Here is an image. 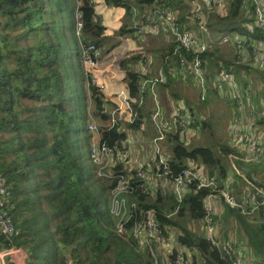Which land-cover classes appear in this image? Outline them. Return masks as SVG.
Listing matches in <instances>:
<instances>
[{
	"label": "trees",
	"instance_id": "16d2710c",
	"mask_svg": "<svg viewBox=\"0 0 264 264\" xmlns=\"http://www.w3.org/2000/svg\"><path fill=\"white\" fill-rule=\"evenodd\" d=\"M106 2L124 10L115 33L122 38H142L132 28L133 6L143 10L162 4L156 0ZM225 3L223 12L214 3L207 7L210 32L214 36L242 35L253 43L264 42L260 28L248 30V25L256 21L254 4L246 0ZM261 3L264 6V0ZM163 4L179 11L181 28L191 29L190 0H166ZM77 12L81 13L82 21L79 36ZM193 26L197 28V24ZM105 29L91 0H0V175L12 189L10 213L15 224L13 234H0V244L28 250L33 264H152L149 248L141 246L131 230L148 209H154L162 232L176 237L177 247L169 255L168 264H174L178 253L190 258L191 264H233L234 255L225 256L200 227L211 191L205 187L199 189L196 179L189 180L188 190L179 202L171 185L164 190L153 188L137 176L136 169L121 163L117 169L126 174L130 184L125 196L136 207L126 223L127 231L124 234L117 231L116 218L104 203H110L111 190L118 180L98 175L89 154L91 132L88 129L91 113L101 121H110L115 103L92 82V76L81 64L83 46L90 40L100 39L96 46L101 50L108 39ZM30 36L35 43L30 44ZM22 40L27 43L23 44ZM157 55L156 69L141 53L124 58L120 66L125 70L130 95L137 99L142 75L134 68L136 64L148 61L152 74L161 68L175 70L176 76L161 84L169 88L170 100L164 101L167 110L170 101L175 104L179 97H184L177 84L175 88L178 80L174 79H182L180 60L190 61L193 53L168 36ZM202 56L210 72L209 79L215 78L222 64L232 67L236 74L245 69L234 63L236 56L225 57L218 46L209 48ZM134 106L137 108V103ZM137 110L138 119L126 128L123 120L113 127L108 123L99 126L102 142L114 147L121 145L120 141L126 140L130 131L141 132L142 120H148L152 110L148 95L145 104ZM197 120L192 128L206 134L209 122L201 116ZM189 135L188 131H175L167 136L171 175L182 174L190 162H195L205 167L208 175L220 184L229 176L241 180L231 170L228 160L229 154L237 153L230 142L216 143L205 138L193 144L188 140ZM237 166L249 182L264 188V180L256 178L257 170L243 162ZM244 167H249L248 171ZM153 173L160 174L156 168ZM143 184L149 186L148 192L143 191ZM176 208L177 212L171 215ZM263 212L262 208L261 216ZM261 216L249 218L228 203L215 215L223 241L230 239L228 227L233 222L242 240L236 244L245 247L242 257L247 264H264Z\"/></svg>",
	"mask_w": 264,
	"mask_h": 264
},
{
	"label": "built area",
	"instance_id": "2783aa9c",
	"mask_svg": "<svg viewBox=\"0 0 264 264\" xmlns=\"http://www.w3.org/2000/svg\"><path fill=\"white\" fill-rule=\"evenodd\" d=\"M156 1L162 4L155 8L153 6L143 8V10L134 6L131 8L132 28L142 37L152 36L157 34L160 29H164L171 37L172 42H177L181 47L193 53L190 61L187 58L180 60V70L184 80L188 74L192 75L199 88L200 101H205L208 93L213 90L216 94L226 95L237 106L231 121L233 125L229 129L230 141H228L237 150V153L228 156L233 168L238 172V162L264 164V96L256 97L259 91L256 81L251 78L250 72H244L239 74L245 80L242 82L235 70L225 64H222L215 78L209 79L210 72L202 56L213 46H218L220 49L227 46L237 53V63L249 66L252 70L264 74V42L253 43L249 41L250 38L242 35L214 36L210 32L207 26L206 6L214 3L217 10L223 12L226 11L225 0H190L191 10L189 13L193 15L191 29L181 28L179 11L164 5L166 0ZM246 2L254 4L253 14L256 18L254 25H248V30L253 32L255 27H258L264 33V6L261 0H246ZM76 18V33L79 36L82 27L80 12L76 13ZM193 24H197V28ZM100 54L101 51L96 44L84 45L82 54L84 65L89 69L97 66ZM140 73L142 75V79L139 81L140 98H133L127 85L119 90L116 93L117 102L112 111L109 125L113 127L117 121L123 120L124 128H126L127 124L135 122L138 119L137 108L145 104V98L148 95L152 100V110L148 121L153 129V135L142 128L141 132L132 130L126 140L120 141L121 145L116 144L114 147H110L102 142L99 126L94 122L88 124V129L91 132L90 158L96 165L98 175L109 180H118L117 185L110 193V211L116 218L117 231L120 234L127 231L126 223L131 218L132 209L136 207L135 203L129 202L125 196L130 184L126 174L117 169L121 163H124L126 167L136 169L137 176L150 183L153 188L164 190L171 185L179 202L183 200L188 190L189 180L196 179L199 189L205 187L211 191L205 202L206 215L200 223L206 238L215 244L225 256L234 255L233 264H247L242 257L244 247L238 248L232 239L222 240L221 226L215 218L217 211L214 199L220 197L223 203L239 208L243 214L253 218L261 216L260 210L264 209V188L256 186L248 180L244 186V193L239 195L235 193L232 176L227 177L223 184H220L215 177L208 175L205 167L199 166L195 162H190L182 174L171 175L167 136L175 131H188L194 135L195 130L192 125L198 122L197 119L200 116L197 117L196 114L191 113L180 101L175 103L171 111L167 113L166 107L161 102L158 87L175 77V70L165 71L161 68L152 74L150 67L144 66ZM245 75L246 77L243 78ZM92 82L97 83V80L92 78ZM135 103H137V108L134 106ZM143 125L144 120H142L141 126ZM188 140H190L189 137ZM130 144L140 151L142 156L140 162H136L133 158L129 148ZM122 145L124 146L122 147ZM154 168L160 173L159 175L152 174ZM142 189L144 192H148L149 186L143 184ZM11 204L12 189L6 179L0 175V234L4 236L13 234L15 231L14 220L10 213ZM177 210L176 208L171 215H174ZM261 220L264 223V212ZM131 233L141 246L149 248L153 256L152 264L169 263V255L177 247L176 237L162 232L154 209H148L143 214L142 220L134 224ZM235 248H238L237 252ZM163 250L168 251L164 258H162ZM20 254H22V248L11 246L0 251V258L11 259L8 262L15 263L16 256L18 257ZM20 258L22 264H29L27 260L24 261L23 257ZM174 264H191V259L178 253Z\"/></svg>",
	"mask_w": 264,
	"mask_h": 264
},
{
	"label": "crops",
	"instance_id": "0c3cea01",
	"mask_svg": "<svg viewBox=\"0 0 264 264\" xmlns=\"http://www.w3.org/2000/svg\"><path fill=\"white\" fill-rule=\"evenodd\" d=\"M91 1L95 5L96 13L99 19L103 22L104 26L106 27L105 35L108 36L112 33H116V31L120 28L121 22L123 20L124 10L121 9V7H114V6L109 5L106 2V0H91ZM168 36L169 34L164 29H160L159 33L154 34V36H149V38L148 37H142V38L124 37L120 41L121 42V45H120L121 52L120 53H122L120 57L113 56V57L104 58V61L101 62L102 65L98 60V65L99 64L100 65L97 67V69L93 70L91 76L92 78L97 79V83H98L97 85L101 87L105 96L109 98L113 103H116L117 102L116 93L119 90H121L124 86L127 85L125 82V75H126L125 70L120 66V62L124 58H127L134 53L145 54L146 57L150 59L149 63L153 65L154 69H156L157 64H159L158 62L159 58L157 54L160 52L161 46H163L166 43ZM148 41H152L153 46L149 45ZM147 62L142 60L141 62L136 64L134 68L137 71H141L144 66L150 67V65L147 64ZM152 71L155 72L153 69ZM244 72L245 71L243 70L242 71L239 70L237 73L239 75ZM251 76H252L251 78L257 79L252 74ZM174 80H178L176 83L174 82L175 83L174 86L176 88V84H177V87L179 88L180 93H182L181 95L184 96V97L181 96L179 98V101L182 102L185 105V107H187L190 111L193 110L194 114H196L197 117L202 116L200 113V110H202L203 107H198V105H202L201 102L191 101L190 98L186 97L183 92L184 90H188L189 92H191L186 82L194 81L193 77L192 76L189 78L187 77L185 80L184 79H174ZM158 92H159L160 100L161 102H163V104L165 100L167 101L170 100L169 99L170 98L169 88L160 85L158 87ZM195 99L196 98H194V100ZM174 102L175 101H170L171 106L170 108L167 109V113H169L170 110L173 108ZM187 103L190 104L191 106L187 105ZM145 124H149L148 120H144V125ZM195 135L200 136V132H196ZM224 139L225 140L228 139L230 141V135L228 136L227 134V137ZM129 148L136 162H140L142 160L141 159L142 156L138 148L132 146L131 144L129 145ZM228 160L230 161L229 157H228ZM244 168H245V171H248L249 169V167H244ZM214 204L216 207L217 214L219 215L224 209V203L220 197H216L214 199ZM230 232H234L235 234V238L230 237V239L232 240L234 239L233 241L235 243L236 241L237 242L239 241V243L241 244L242 240L240 239V234L237 232V229L235 230V226L233 222L230 223L229 233ZM4 248H6V246L3 244H0V251ZM240 248H243V247L240 246ZM167 253H168L167 250H163L162 258H164ZM20 257H23L25 262L26 260L27 262H30V263L32 262V258H30L31 256L28 250L22 249V254H20ZM7 260L8 259L6 258H0V264H7Z\"/></svg>",
	"mask_w": 264,
	"mask_h": 264
},
{
	"label": "rangeland",
	"instance_id": "374dc122",
	"mask_svg": "<svg viewBox=\"0 0 264 264\" xmlns=\"http://www.w3.org/2000/svg\"><path fill=\"white\" fill-rule=\"evenodd\" d=\"M225 1H227V0H225ZM207 7L208 6H206V9H207ZM29 39H30L29 40L30 44H33L36 42V40L31 36L29 37ZM121 40H122V37L116 36L115 33L108 35V39L105 40L103 45L101 46V50H100L101 54L99 57L100 63L102 61H104V58L113 57V56L120 57L122 55V53H120L121 52V48H120V45H121L120 41ZM21 42L23 44L27 43L26 40H22ZM148 42H149V45L153 46L152 41H148ZM221 50L224 53L225 57H227V58L232 57L233 50L231 48H229L227 46H223V47H221ZM81 64H82V66H84L85 70L88 73H90L91 75H92L93 70L97 69V67L100 65V64L99 65L97 64V66L95 65L92 69H89V67H86L82 61H81ZM101 65H102V63H101ZM251 74L254 77H256L257 80H260L259 76H261V72L253 70L251 72ZM238 77L242 82H245V80H243L240 75H238ZM186 83L188 84V87L190 88L191 92H189L188 90H184L183 92H184L185 96L190 98L191 101L201 102L202 105L205 106V107H203L202 110H200V113L202 115L201 118H204L209 122V126L206 129V134H203V132L201 131L200 136L199 135L196 136L195 133L199 132V131H195L194 135H193V133L189 135L190 143L195 144L197 142L202 141L205 138H208L209 141L210 140L215 141L216 143L225 142V141L228 142L229 140L228 139L225 140L224 138L227 137V134L229 136V129L233 125V122L231 123V121H232V118L236 112L235 107H237V106H235L233 100L228 98L226 95L216 94L212 90L210 93H208L205 101H200L199 88H198L197 83L195 81H192V82L188 81ZM94 84L97 85L98 83H94ZM256 84L259 87V91L257 92L256 95L264 96V83H263V85H260V83L258 81H256ZM194 98H196V99L194 100ZM91 115L92 116L89 117L88 124L90 122H94L98 126H101L102 124H107V123L109 125L111 122L108 120L101 121L100 118H98L97 116H93L92 113H91ZM142 129H144L145 131H147L149 133L153 132V129L151 128V126H149V124L143 125ZM223 140H225V141H223ZM89 154H90V151H89ZM230 164H231L230 165L231 170L237 172V170H235L233 168L231 161H230ZM245 164L247 166H250L252 169L257 170L258 174L256 175V178H258L259 180H264V166L258 167V166H256V164H249V163H245ZM94 166L95 165L92 163V167L95 169ZM237 173L241 177V180H235L234 179L235 193L241 195L244 193V186L247 184L248 178L242 170L238 169ZM235 193H234V195H235ZM104 206L106 209H109L110 203L106 202V203H104ZM228 231H230V227H228ZM228 237L235 238L234 232H230L228 234ZM235 245L238 246L236 243H235ZM238 248H240V247H238ZM10 260H7V264H22L20 256H18V257L16 256L15 263L8 262ZM28 263L31 264L30 262H28Z\"/></svg>",
	"mask_w": 264,
	"mask_h": 264
},
{
	"label": "bare ground",
	"instance_id": "6f19581e",
	"mask_svg": "<svg viewBox=\"0 0 264 264\" xmlns=\"http://www.w3.org/2000/svg\"><path fill=\"white\" fill-rule=\"evenodd\" d=\"M235 56H236V58L234 59V63H235L236 65H239V66H242L243 68H245V69H241V71L243 70V71L247 72L248 69H249V66H246V65H243V64H239V63L236 62V60H237V53H234V52H233L232 57L229 58V59H233ZM246 68H247V69H246ZM252 71H253V70L250 69V71H249L250 74H251ZM263 75H264V74L261 72V76H259V79H260V80H256V79H254L255 81H258V82L260 83V85H263V83H264V78H262ZM251 77H252V76H251ZM259 96H260V95H256V97H259ZM256 165H258V166H264V164H256Z\"/></svg>",
	"mask_w": 264,
	"mask_h": 264
},
{
	"label": "water",
	"instance_id": "95a60500",
	"mask_svg": "<svg viewBox=\"0 0 264 264\" xmlns=\"http://www.w3.org/2000/svg\"><path fill=\"white\" fill-rule=\"evenodd\" d=\"M100 41V39H92L90 40V44H97Z\"/></svg>",
	"mask_w": 264,
	"mask_h": 264
}]
</instances>
